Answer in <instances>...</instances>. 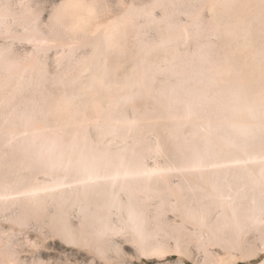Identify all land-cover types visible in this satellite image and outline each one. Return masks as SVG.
Wrapping results in <instances>:
<instances>
[{
  "label": "bare ground",
  "instance_id": "1",
  "mask_svg": "<svg viewBox=\"0 0 264 264\" xmlns=\"http://www.w3.org/2000/svg\"><path fill=\"white\" fill-rule=\"evenodd\" d=\"M262 250L264 0H0V264Z\"/></svg>",
  "mask_w": 264,
  "mask_h": 264
},
{
  "label": "rangeland",
  "instance_id": "2",
  "mask_svg": "<svg viewBox=\"0 0 264 264\" xmlns=\"http://www.w3.org/2000/svg\"><path fill=\"white\" fill-rule=\"evenodd\" d=\"M54 247H55V249H58V250H66L67 251V253H72V248H70L69 246H65L64 244H62V243H60V241L59 240H56L55 239V241L53 240V242L51 241L50 242ZM127 247V250L128 251H130L131 253H134L135 251L129 246H126ZM69 249H71V250H69ZM133 251V252H132ZM26 252H24V254H25ZM47 252H44V255H45V257L48 255V253L46 254ZM54 254V253H53ZM71 256H72V259H71ZM74 255L72 254V255H70V261H74ZM179 255L178 254H176V253H174L173 255H168V256H166L165 258H164V260H161V261H159V260H157V258L156 257H154V258H150V259H148V258H143L142 260H140V261H136L135 262V264H160V263H162L163 261H166V260H169V261H176V260H178L179 259ZM56 258V257H55ZM62 257H60V259H61ZM264 260V250H262L261 252H260V254L257 256V257H254V258H251V259H245V260H241V261H239L238 263H236V264H257V263H259L260 261H263ZM61 262L63 261V258L60 260ZM185 261H186V264H196L195 263V261H193V260H191V259H188V258H185Z\"/></svg>",
  "mask_w": 264,
  "mask_h": 264
}]
</instances>
